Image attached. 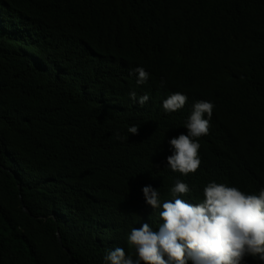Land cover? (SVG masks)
I'll return each instance as SVG.
<instances>
[{"label":"trees","instance_id":"trees-1","mask_svg":"<svg viewBox=\"0 0 264 264\" xmlns=\"http://www.w3.org/2000/svg\"><path fill=\"white\" fill-rule=\"evenodd\" d=\"M175 92L188 100L165 113ZM198 100L215 107L184 176L166 167L169 140ZM177 179L192 204L212 181L264 187V0H0V264L129 252L131 228L163 222L143 187L162 204Z\"/></svg>","mask_w":264,"mask_h":264},{"label":"clouds","instance_id":"clouds-1","mask_svg":"<svg viewBox=\"0 0 264 264\" xmlns=\"http://www.w3.org/2000/svg\"><path fill=\"white\" fill-rule=\"evenodd\" d=\"M131 71L137 74V85L147 83L149 73L143 67ZM165 83L162 78L160 86ZM129 96L141 106L149 100L147 94L137 97L134 90ZM187 100L185 94L175 92L163 100L162 108L165 113L178 111ZM214 107L210 101H196L184 122L187 134L169 140L172 154L167 156L166 167L173 172L187 176L198 170L199 138L209 134ZM127 131L138 135L139 126H129ZM115 135L122 139L119 132ZM142 191L147 205L153 210L162 208L163 222L158 230L146 222L131 228L126 236L131 251L119 246L110 249L104 264H245L249 256L264 261V187L258 194H248L212 181L205 185L204 198L197 204L182 198L192 189L179 179L169 189L172 199L162 204L157 188L147 185Z\"/></svg>","mask_w":264,"mask_h":264},{"label":"water","instance_id":"water-1","mask_svg":"<svg viewBox=\"0 0 264 264\" xmlns=\"http://www.w3.org/2000/svg\"><path fill=\"white\" fill-rule=\"evenodd\" d=\"M26 211V210H25ZM58 239H59V242L61 243V239H60V237H58Z\"/></svg>","mask_w":264,"mask_h":264}]
</instances>
